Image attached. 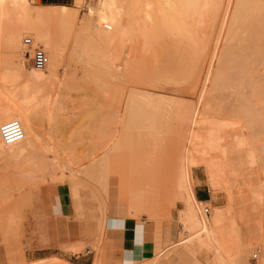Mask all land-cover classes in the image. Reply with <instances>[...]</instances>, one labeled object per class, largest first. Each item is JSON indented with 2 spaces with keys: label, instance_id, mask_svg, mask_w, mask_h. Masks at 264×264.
I'll use <instances>...</instances> for the list:
<instances>
[{
  "label": "rangeland",
  "instance_id": "1",
  "mask_svg": "<svg viewBox=\"0 0 264 264\" xmlns=\"http://www.w3.org/2000/svg\"><path fill=\"white\" fill-rule=\"evenodd\" d=\"M132 1L126 2L129 6L123 2L125 7L119 6L123 9L107 24L89 15L88 5L98 4L90 0L77 7L75 18L49 22L62 61L46 88L52 100L37 116L41 144L24 155L0 154V264L53 258L93 264L97 256L105 264H262L264 53H240L244 44L255 45L250 23L256 17L236 18L238 0H231L212 22L208 15L206 20L190 19L197 41L207 45L205 52L201 43L197 46L182 35H153L157 21L166 17L160 11V5L168 11L165 0H147L152 8L146 1V8ZM28 2L33 10L75 5V0ZM16 22L12 19L8 25ZM8 25L0 18V37ZM142 28L152 34H143ZM9 58L25 63L22 52L11 54L7 44L0 43V65ZM2 85L0 102L5 103L11 88ZM148 94L153 95L149 102ZM128 108L137 111L132 114ZM205 118L216 121L219 132L214 144L200 151L198 144L211 130L212 122ZM185 165L191 169L194 189L201 184L210 193L203 213L212 222L221 211L214 232L227 260L220 259L213 246H203L198 229L181 219L184 202L178 178ZM60 187L69 195L67 214L54 209ZM58 205L60 209V199ZM126 221H137L139 231L144 224L152 231V256L142 254L141 244L130 242ZM118 239L128 244L120 247L121 253Z\"/></svg>",
  "mask_w": 264,
  "mask_h": 264
},
{
  "label": "bare ground",
  "instance_id": "2",
  "mask_svg": "<svg viewBox=\"0 0 264 264\" xmlns=\"http://www.w3.org/2000/svg\"><path fill=\"white\" fill-rule=\"evenodd\" d=\"M90 1H93V0H90ZM140 1H141V4H140ZM145 1L147 3H145ZM165 1L169 5L168 11H167V13H165L166 11L162 10L161 5H160V9H161L160 11H164V13L163 12L162 13L165 14V16L167 18L165 17V19L163 21L162 20L157 21V23L160 22L159 23L160 25L158 24L157 29H156L157 26L155 27L156 23L154 24L155 29L154 28L152 29L153 35L166 36L168 34H177V35H179L178 37H180V35H182V36L186 37L187 39H189L190 41H193L194 43H196L197 46H200L202 43L200 41V43H201L200 44L197 41V39L195 37V34H196L195 30L193 32L192 29H190L189 24L191 25V23H189V20L194 19L198 16L201 19H202V17L203 18L205 17L203 20H206L207 15H208V17L210 18L209 21L212 22L214 18L216 19V16L219 14V12L223 6L226 5V7L227 6L229 7L231 0H165ZM96 2H98V4L96 6L94 4H91V3H90V5H88L89 15L97 17L99 22H101V24L102 23L107 24V23L111 22V19L113 17V14L115 13V11L118 8L121 10V8L124 6L123 2H125V1L124 0H99ZM121 2L123 5L121 4ZM126 2H127V0H126ZM126 2H125V6L130 4L129 2H127L128 4ZM133 2H135V3L139 2V4L134 3L135 6L138 5L137 7H139L140 5L142 7L143 6L142 2H144L150 8H152L151 2L147 1V0H143V1L142 0H133L131 2V4H133ZM260 2H262V1L257 0L255 2H253V0H238V2L236 3V5L234 7L235 8V14L232 13L233 15L236 16V18H239V19H241V17L243 19L244 16L250 17L251 15L256 17L255 18L256 21L253 24L250 23V25L252 27H254V36H252L251 41L254 42L255 45L254 46L252 45V47H251L252 43L250 45L244 44V46L242 47L241 52H240V53H247V56H248V53H258L259 54L258 56H260V53H261V56H262V53H264V46H263L264 43L262 44V41H264V39L262 38V36L264 35V3L261 4ZM82 4H83V0H75L74 6L43 5V8H38V9L33 10V9H31L28 0H0V18L5 19L7 22V25H8V23H11L12 19H17L16 25H14L12 27L8 25L6 28V32L1 33L3 35L0 37V43L1 44L6 43L7 47H8V52L11 54H16V53L22 52L24 55V59H25V63L23 64V62L21 60L20 61L22 63H19V61L16 62V60L9 58V59H6L4 62H1V65H0V84H3L2 86H6L7 88H11L9 93L5 94V96L7 98V102H5V103L0 102V154H4V153H8V152L12 151L14 154L24 155L25 153L27 154L28 151L34 150L40 146L41 140H40V136H39V127H38V123H37L38 122L37 116H38L39 112H42V113L44 112L43 110L41 111L39 109L43 108V107L47 108L48 105L50 104L51 100H52V98H51L52 96L50 95V93L47 92L46 88L57 77L58 71L60 69L61 61H62V53L60 51V48L56 44V41L53 39L52 35L50 34L51 30L48 28L49 22H51L53 20L54 21L55 20H58V21L59 20H63V21L68 20L69 21L68 18H75V13L77 11V7H80ZM147 5L146 6L144 5L143 7L146 8V7H148ZM119 6H122V7H119ZM129 8L130 7H128V11H129ZM143 11L145 13V9ZM119 12H117V13H119ZM131 12H130V14L132 15V18H133V16H134L133 12L134 11H131ZM130 14H129V16H131ZM134 14H136V13H134ZM147 15H148L147 16L148 19L150 18V20H151V17L149 16V14H147ZM145 16H146V14H145ZM235 16H234V18H235ZM132 18H130V19L132 20ZM200 18H199V20H200ZM114 21H115V19H114ZM145 21H146V23L148 22L147 19ZM153 22H155V21H153ZM115 23H116V21H115ZM140 23H142L141 18H140V22H138V25H140ZM61 24H63V23H61ZM103 26H105V25H103ZM140 26L143 27L142 25H140ZM68 27L69 26H67V28ZM121 27H122V25H121ZM195 27H197V26H195ZM252 27H251V29H252ZM126 28H127V26H126ZM138 28H139V26H138ZM246 28L249 29L248 25ZM123 29L125 30V28H123ZM137 29H135V30H137ZM137 31H139V30H137ZM137 31H135V32H137ZM143 31H144V29H143ZM245 31H247V30L245 29ZM147 32L144 31L143 34L147 33ZM149 32H148V35H149ZM152 33L150 32V34H152ZM24 34H29V36L33 37L37 43L41 42V44L42 45L44 44L45 48H47L48 51H50L49 52L50 53L49 61H48V64L46 65V67L44 69H37L30 62H27L28 57L26 56V53H25L26 52V46L24 45V41L22 43V36ZM135 35L138 37L139 34L137 35V33H136ZM141 35H139V36H141ZM145 35L147 36V34H145ZM196 36L198 37V34H196ZM248 38H249V36H248ZM154 39H156V38L154 37L153 40ZM239 39H240V37H239ZM148 40H150V39H148ZM38 41H40V42H38ZM241 42H240V44H241ZM23 45H24V51H21V48ZM201 46H200L201 49L203 48L204 50L207 47V45L206 46L204 45V41H203V44ZM230 48L232 49V51L230 53L235 54L236 53L235 50H233L232 47H230ZM238 49H240V48H238ZM205 52H206V50H205ZM31 54H33V53H31ZM244 55L241 54L239 56L241 57ZM250 56H249V58L247 57L248 61L251 58ZM254 56L256 57V54ZM241 59H243V58H241ZM228 60L230 61L231 58ZM251 60H254V59H251ZM257 60L260 61V59H258V58H257ZM244 62H246V61H244ZM252 62L249 64H252ZM246 63L244 64L245 66H246ZM249 66H247L248 69H249ZM239 67L244 68L243 64L239 65ZM256 68H257V66H256ZM253 70H255V69H253ZM247 72H250V71H247ZM243 73H244V71H243ZM251 73H252V71L250 72V74ZM152 96L153 95L148 94V96H147L148 98L146 100L149 102V100L152 99ZM142 99H145L144 96L142 97ZM133 101L134 100H132V99L130 100V102H133ZM169 102H171V101H169ZM174 103H175V101H174ZM167 104H170V103H167ZM167 104L165 103V105H167ZM127 105H129V104H127ZM175 105H176V103H175ZM179 105H181V103H179ZM147 107H149V106H147ZM169 107H170V105H169ZM171 107H172V105H171ZM46 108H45V110H46ZM167 108H168V106H167ZM173 108H175V106L172 107V109ZM161 109H163V108H161ZM161 109H159V110H161ZM164 109H165V107H164ZM128 110L130 111V113L132 112V114L136 113L135 110L137 111V109H135L133 112L132 110H130V108H128ZM46 111H48V110H46ZM46 111H45V114H47ZM175 111H177V110H175ZM178 112L179 111H177V113ZM139 114H140V112H139ZM161 116L162 115H160V118H161ZM10 120H18L21 123V125L24 129V137L19 141H16L13 143H6L3 140V137L1 134V126L4 122L10 121ZM198 120L197 119L193 120L194 124L197 125V123L199 122ZM201 120H202V118H201ZM158 122H160V121H158ZM208 122H210V120ZM211 122H210L211 123V128H210L211 130L209 131V134L206 133L207 136H206V138L203 139V142L201 141L202 143L200 142V144H198L200 141L199 137H198L199 140L197 139L198 143L193 142V144H195V143L198 144L197 147L200 151H206L209 148L208 146H212L214 144V142L216 141V135H217L216 132L219 129V124L218 123L216 124L215 123L216 121L215 122L211 121ZM210 123H209V125H210ZM255 123H257V122H255ZM139 124H141V123H139ZM169 125H170V123H169ZM197 136H199V135H197ZM197 136H196V138H197ZM206 147H208V148H206ZM178 185L182 189V197L181 198L184 202V208L180 212V216H181L182 221H184V223L187 222L186 224L189 227H191L190 225H192V227L194 226V228H196L195 230L198 229V231L196 232V235H198V234L200 235V233H201L199 239H200V242H202L203 246L206 245V247H207V245H208L209 249L212 248L211 246H213L215 248L213 250H216V252L220 255V259L224 260L225 259L224 255L222 254L220 248L216 244V237H215V232H214L215 223H218V222L221 223V221H222L221 211L217 210L216 215L214 216L215 217L214 221H212V222L210 221V219H208L207 215H205L203 213L202 205L209 203L210 200L202 201V200H199L197 198L196 193H195V189H194V180H193V177L191 174V169L189 166H187V165L184 166V168H183V170L180 173L179 178H178ZM209 211H210V209H209ZM188 223H190V224H188ZM218 224H216V225H218ZM192 230H194V229L192 228ZM196 238H198V237H196ZM261 239L264 240V235ZM199 245H200V243H199ZM178 246H179V244H178ZM225 260H227V259H225ZM221 262L223 263V261H221ZM213 263H214V261H213ZM37 264H68V263L63 262L62 260H59L57 258H53L51 260H47V259L43 260L42 259L41 262H39ZM93 264H105V262L103 261L102 258L97 256V258H96V260H94ZM217 264H220V263H217ZM262 264H264V258H263Z\"/></svg>",
  "mask_w": 264,
  "mask_h": 264
},
{
  "label": "crops",
  "instance_id": "3",
  "mask_svg": "<svg viewBox=\"0 0 264 264\" xmlns=\"http://www.w3.org/2000/svg\"><path fill=\"white\" fill-rule=\"evenodd\" d=\"M57 191H58L57 202H56V205H54V209H56V211H57V209L61 211V208H62L61 213L58 211H57V213H59V214H65L66 213L67 214L70 212V210L66 207V206H68V203H69V198H68L69 195L61 187L58 188ZM195 193H196V196L199 200H202V201L210 200L209 199V196H210L209 191H207L205 188H203V186L201 184L196 186ZM58 199H60V204H61L60 209L58 208V206H59L58 205ZM132 202H133V204H135L134 200ZM128 227L130 228V231L128 234H129L130 239H132V241H130V242H135L137 244H141L142 245V254L148 255L149 257L152 256L151 246H150V244L153 241L152 234H151L152 231H150V229L145 224H144L143 229L141 231H139L137 221H135V222L126 221L125 228H128ZM116 241H117L116 244H117V247L119 248V250H120V247L123 250V248H126V246L128 245L126 239L123 242H122V239H118ZM120 253H121V250H120Z\"/></svg>",
  "mask_w": 264,
  "mask_h": 264
},
{
  "label": "built area",
  "instance_id": "4",
  "mask_svg": "<svg viewBox=\"0 0 264 264\" xmlns=\"http://www.w3.org/2000/svg\"><path fill=\"white\" fill-rule=\"evenodd\" d=\"M99 1V0H93ZM26 46V56L28 61L37 69H44L49 61V56L41 43H37L33 37L26 35L23 39ZM33 53V54H31ZM1 134L6 143H13L24 137V129L18 120L4 122L1 126ZM209 213V207L205 208ZM257 257V255H255Z\"/></svg>",
  "mask_w": 264,
  "mask_h": 264
}]
</instances>
